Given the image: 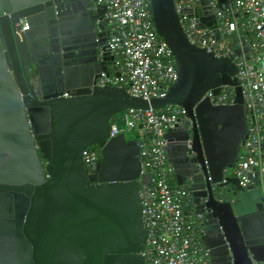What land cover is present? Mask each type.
Instances as JSON below:
<instances>
[{"label": "water", "instance_id": "obj_1", "mask_svg": "<svg viewBox=\"0 0 264 264\" xmlns=\"http://www.w3.org/2000/svg\"><path fill=\"white\" fill-rule=\"evenodd\" d=\"M177 1L149 0L154 29L171 51L177 78L163 96L144 99L123 87L96 85L101 73L109 75L114 59L99 32L90 51L85 44L66 45L67 16L80 27L89 23L84 14L104 15V5L0 0V235L15 246L11 256L0 254V264L131 263L126 254L142 251L148 236L141 214L140 145L122 133L109 136L110 119L127 109L166 106L182 108L190 121L163 135L175 184L184 175L192 188L209 191L202 206L232 264H249L248 246L253 260L264 259L262 196L254 181L243 187L224 176L247 131L237 68L231 57L191 43L183 30L180 14L194 17L199 28L215 24L208 1L200 0L199 13L176 10ZM248 52L241 39L234 53ZM223 85L233 88V102L213 104L206 93L218 95ZM91 145L99 148V157L88 171L82 154ZM178 147L192 155L185 158L184 174L175 159ZM215 183L230 184L238 201L232 206L216 201L210 194ZM202 241L215 264L219 242Z\"/></svg>", "mask_w": 264, "mask_h": 264}, {"label": "built area", "instance_id": "obj_2", "mask_svg": "<svg viewBox=\"0 0 264 264\" xmlns=\"http://www.w3.org/2000/svg\"><path fill=\"white\" fill-rule=\"evenodd\" d=\"M95 1L106 8V49L112 56L120 53L123 59L118 73H101L96 85L123 87L130 95L144 99L163 96L175 82L177 72L171 51L154 29L149 0ZM207 1L216 19L212 27L199 28L188 14H180L179 20L191 43L215 56L231 57L237 68L247 131L232 173L243 187L258 182L264 203V0ZM199 2L179 0L175 8L194 9ZM237 17L244 20L238 22ZM239 24L253 31L257 41L248 45L247 54L236 55L225 37L237 31ZM228 87L232 88L223 85L215 96L206 94L213 104H231L234 92ZM186 121L183 109L173 106L167 110L127 109L121 116V126L110 124L109 136L135 131L141 174L151 182L140 193L142 219L148 228L144 251L148 264H210L207 250L190 235L191 226L182 209L186 204L182 190L169 183L173 170L166 158L163 135ZM97 160L95 151H83L82 161L88 171L94 169ZM257 264H264V259Z\"/></svg>", "mask_w": 264, "mask_h": 264}, {"label": "flooded vegetation", "instance_id": "obj_3", "mask_svg": "<svg viewBox=\"0 0 264 264\" xmlns=\"http://www.w3.org/2000/svg\"><path fill=\"white\" fill-rule=\"evenodd\" d=\"M96 4L98 3L95 2L94 6ZM199 12L200 11L198 10V13ZM2 14H5V12ZM97 15H98L97 17H94L93 19H91V16L84 14L82 19L88 20L89 23H86V22L84 23V21H82L80 27L78 24H76V20L74 17L67 16V19L65 20L64 23L66 24V27H67L66 30L70 32V34L67 37L68 44H66L68 47L77 46L79 44H85L86 49L90 51L91 50L90 44H91L92 37L95 31L100 33L99 39H104L106 37V42H107L108 33H109L107 19L105 17V14L102 15L101 12H98ZM45 25L47 28H49V27H52L54 24L52 25V24L45 23ZM98 26H103L102 27L103 29L102 28H101L102 30L99 29ZM54 44L56 45L58 44V42ZM184 123L190 124V121L188 120ZM174 154H175L176 163L179 167L180 172L184 174L185 172L189 171L188 163L185 161L186 160L185 158L191 159L192 155H190L187 152L186 148L178 147L174 149ZM235 164L231 167L230 171H228L227 174H224L225 177L236 178L234 174L232 173L233 171L232 169L234 168ZM142 182H146V178H143ZM180 182H181V185L179 186L177 185V186L182 190L183 198L188 206V210L183 211V212L185 216L187 217V220L191 226L190 232L195 235L196 240L200 242V244L204 247L205 250L207 249L204 246L202 237H204V239L207 240L206 242H209L210 244L215 243V240L217 243L219 242L217 245H218V248L220 249L217 251V254L215 257L218 262H215V264H232L231 254L229 250L227 249V247H223L224 243L220 242L219 239L217 238V236L219 235V231L216 233L215 230L212 229V226H213L212 218L207 217L205 213V209L202 206L203 195H209V191L206 190L205 187L204 188L198 187L196 189L192 188L194 184L191 183L189 179L185 177L184 175L180 176ZM200 184L201 182L198 183V185ZM254 186L260 192L258 182H255ZM195 194L197 195L195 196ZM210 194L219 203H228L230 204V206H232L238 201L239 192L235 191V189H233V187L230 184L215 183V184L210 185ZM144 227L148 230L146 225H144ZM1 236L3 235H0V254L6 253L11 256L12 252L14 251L15 246L14 244L11 243V241H5V240L2 241ZM147 238H146V242L144 244V248L142 251H140L137 254L136 253L126 254V255L132 256V259H131L132 262L129 264H148L149 258L147 255L144 254L146 244H147ZM249 240H252V239H249ZM26 242L30 244L31 247L33 246V244L29 240H26ZM263 246H264V242H263ZM246 248H247L246 250H247V258L249 259V264H257V261L253 260L252 258L253 255L249 252V246ZM136 255H138V257H135ZM213 260L214 258L213 259L209 258L210 264H214Z\"/></svg>", "mask_w": 264, "mask_h": 264}, {"label": "trees", "instance_id": "obj_4", "mask_svg": "<svg viewBox=\"0 0 264 264\" xmlns=\"http://www.w3.org/2000/svg\"><path fill=\"white\" fill-rule=\"evenodd\" d=\"M196 7H197V10H199L198 4L196 5ZM179 17L181 18V15H179ZM237 20H238V22H240V21H243L244 18L243 17H237ZM225 39L227 40V45L231 50H234V49L240 47L241 39H243L247 45H251L257 41L255 33L251 30H247L246 28L245 29L241 28L240 24L238 26V30L227 35L225 37ZM113 58H114L113 62H110L108 64V72L110 75H114V74L118 73L120 71V67L122 66V62H123L122 55L120 53L114 54ZM228 89L231 93H233L232 88L228 87ZM172 107L173 106H166V107L162 108V110H167V109H170ZM123 112L114 115L110 119V124L116 123L117 126H121V116H122ZM125 136L129 139H134V138H136V133H135V131L132 130L130 132L125 133ZM86 149L95 151L99 157V148L96 145H91V146L87 147ZM239 154H240V152L238 153V155ZM85 169H89V168L85 166ZM230 169L231 168L226 169L225 174H227V172L230 171ZM144 178H146V182L140 183L141 188L146 187L148 185H151V182L147 179V177H144ZM169 183L172 187L177 186L175 184L174 176H173L172 180H170ZM263 207H264V203H263ZM182 209H183V211L188 210L187 204H184ZM190 235L193 237V239L198 244H200V242L196 240L195 235L193 233L190 232Z\"/></svg>", "mask_w": 264, "mask_h": 264}]
</instances>
